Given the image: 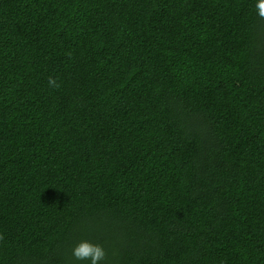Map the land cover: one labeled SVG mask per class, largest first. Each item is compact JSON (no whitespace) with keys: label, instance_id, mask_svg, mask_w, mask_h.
I'll use <instances>...</instances> for the list:
<instances>
[{"label":"trees","instance_id":"trees-1","mask_svg":"<svg viewBox=\"0 0 264 264\" xmlns=\"http://www.w3.org/2000/svg\"><path fill=\"white\" fill-rule=\"evenodd\" d=\"M258 2L0 0V264H264Z\"/></svg>","mask_w":264,"mask_h":264},{"label":"clouds","instance_id":"clouds-1","mask_svg":"<svg viewBox=\"0 0 264 264\" xmlns=\"http://www.w3.org/2000/svg\"><path fill=\"white\" fill-rule=\"evenodd\" d=\"M256 7L259 17L264 19V0H259ZM49 85L59 87L56 80L52 77H49ZM0 239H2V237H0ZM73 256L76 260H87L90 264H102V262L106 260L107 252L102 244L82 241L73 249Z\"/></svg>","mask_w":264,"mask_h":264}]
</instances>
